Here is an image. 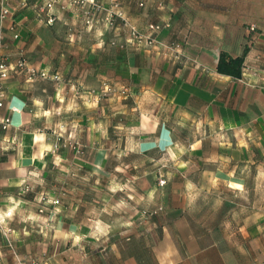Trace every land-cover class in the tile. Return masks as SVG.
Here are the masks:
<instances>
[{"label": "crops", "instance_id": "obj_1", "mask_svg": "<svg viewBox=\"0 0 264 264\" xmlns=\"http://www.w3.org/2000/svg\"><path fill=\"white\" fill-rule=\"evenodd\" d=\"M47 1L8 0L3 22L0 222L18 254L41 264H264V209H91L81 191L83 180L130 183L148 199L158 160L180 168L184 199L206 182L240 192L262 174L264 0H94L117 3L122 18L98 16L92 27L82 11ZM245 45L240 77L216 71L221 51L237 56ZM19 58L49 76L15 72ZM57 135L84 156L52 152ZM51 180L60 204L40 214L23 187ZM3 238L0 229V264H12Z\"/></svg>", "mask_w": 264, "mask_h": 264}, {"label": "rangeland", "instance_id": "obj_2", "mask_svg": "<svg viewBox=\"0 0 264 264\" xmlns=\"http://www.w3.org/2000/svg\"><path fill=\"white\" fill-rule=\"evenodd\" d=\"M251 25H254L256 29L255 24H250L248 30ZM65 141L78 145L79 152L77 153L69 146L61 147V149H67L73 152L77 157L84 156V149L78 141L72 138H66ZM173 161L175 162L176 159ZM164 163L167 162H164V160H158L157 165L151 167L152 175L155 174V181L154 183L150 182V184H155L157 190L152 196H150V198H148L150 200L147 199V194H145V196L142 195L143 197L138 200L135 196H132L129 185L130 183L120 185V188L118 189L116 186L119 184L116 185V183L109 182L108 187L110 190H107L105 187H101L99 183H96L93 188L91 187L92 184L89 185L85 182L86 180H83V183L81 184L83 188H81V191L83 192L84 198L88 195L90 198H93V200H91V203L93 204L91 209H199L203 206L206 208L210 207L211 209H264V169L261 172L262 174L257 173L252 180L245 183L240 192H232L227 190L226 187L215 188L211 186L212 184L206 182L205 185L207 188L205 191L195 190L190 198L184 199V188L181 181L182 172L180 171V168H178L177 164H171V162H168L170 163L169 166ZM106 168L112 170V167L110 166ZM53 172L54 170L51 172V175H55V172ZM59 177H61V182H57V186L58 184L60 187L66 186L64 181H67L68 178L62 175H59ZM261 178L262 181H260ZM159 179H164V184H159ZM54 185L56 186L51 180V182L46 183V185H43L40 189H37V186L35 187L29 184H26L23 187V190L26 193H31L33 195L34 198L31 200V207L36 209L38 213L43 214L45 211L57 209L60 204L61 198L55 196V193H52L53 189L56 191V189L53 188ZM144 185L147 186L148 182H141V186L146 189ZM101 191H110L108 198L103 197V200H101ZM38 209L46 210L44 212H39ZM6 213L5 216H7ZM8 213L10 215V212ZM1 223L3 226L9 227L6 222L1 221ZM33 234L37 236L35 231H33ZM9 236L12 241L11 235ZM3 239V249H9L5 237ZM35 250L33 253L36 252ZM29 253L32 252H24L23 254L21 253L22 256H20L23 257L25 261H29L30 258L27 256ZM6 255L8 256V254Z\"/></svg>", "mask_w": 264, "mask_h": 264}, {"label": "built area", "instance_id": "obj_3", "mask_svg": "<svg viewBox=\"0 0 264 264\" xmlns=\"http://www.w3.org/2000/svg\"><path fill=\"white\" fill-rule=\"evenodd\" d=\"M8 0H0V107L3 105V101L6 96L5 91V80L9 77V64L8 59L6 56H4L1 53V48L4 45L3 41V22L5 18L9 14V8H8ZM55 3L59 4V7L61 9H72L73 11H82L84 14V22L87 26L92 27L97 21L98 16L101 20H103L105 23H112L114 18L119 17L122 18V13L118 9L117 3H112L110 7L103 6L100 2L94 1V0H49L45 3V7L47 9H50ZM54 20L53 16H50L47 19L48 23H51ZM151 29H158V25H150ZM11 30H15L14 26H10ZM250 31L255 30V26L251 25L249 27ZM134 32V31H133ZM177 46V45H176ZM13 70L15 72H22L25 71L29 75H36L39 74L41 77H48V73L46 71H38L32 67L27 66L26 61L24 58H19L14 67ZM50 77L56 81L60 80V77L57 74L50 75ZM111 88L108 86L104 87V92H111ZM10 125V119L9 117H2L0 116V132L5 131ZM69 146L72 149H74L77 153L79 152V146L75 144H71L70 142H66L65 139L59 135H57L55 143L52 147V152H56L61 147ZM2 155V147L0 146V159ZM164 179H159V184H164ZM46 209H38L39 212H44ZM145 213V212H144ZM157 213V210H153L149 212V215H154ZM6 215L8 216L9 213L7 212ZM0 229L7 241V245L9 247L10 253L12 255V264H41V262L37 259H32L29 261H25L16 251L14 245L11 242L10 239V232L11 229L7 226H3V224L0 222Z\"/></svg>", "mask_w": 264, "mask_h": 264}, {"label": "trees", "instance_id": "obj_4", "mask_svg": "<svg viewBox=\"0 0 264 264\" xmlns=\"http://www.w3.org/2000/svg\"><path fill=\"white\" fill-rule=\"evenodd\" d=\"M255 30L250 32H254ZM247 51V45L244 46L241 54L237 56H231L228 55L226 52L221 51L218 56L216 71L221 74L229 75L235 78L240 77L242 69L244 67V57Z\"/></svg>", "mask_w": 264, "mask_h": 264}]
</instances>
